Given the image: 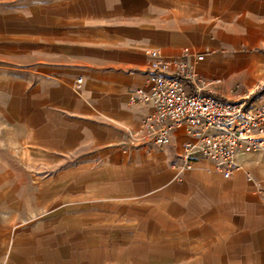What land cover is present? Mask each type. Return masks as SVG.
I'll use <instances>...</instances> for the list:
<instances>
[{"label":"crops","instance_id":"0c3cea01","mask_svg":"<svg viewBox=\"0 0 264 264\" xmlns=\"http://www.w3.org/2000/svg\"><path fill=\"white\" fill-rule=\"evenodd\" d=\"M156 60L253 91L264 0H0V264H264V152L225 179L136 135Z\"/></svg>","mask_w":264,"mask_h":264},{"label":"built area","instance_id":"2783aa9c","mask_svg":"<svg viewBox=\"0 0 264 264\" xmlns=\"http://www.w3.org/2000/svg\"><path fill=\"white\" fill-rule=\"evenodd\" d=\"M146 54L156 57L157 51ZM148 67L149 89H137L130 98L134 104L153 105L150 114L143 117L137 136L150 144L166 145L171 131L185 124L196 142L183 144V168H190L200 153L225 179L231 177L237 153L264 152V84L224 99L205 93L196 72L183 62L172 65L156 60Z\"/></svg>","mask_w":264,"mask_h":264}]
</instances>
